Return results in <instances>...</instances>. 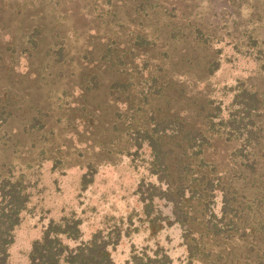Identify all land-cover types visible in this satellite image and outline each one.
<instances>
[{
	"label": "rangeland",
	"instance_id": "1",
	"mask_svg": "<svg viewBox=\"0 0 264 264\" xmlns=\"http://www.w3.org/2000/svg\"><path fill=\"white\" fill-rule=\"evenodd\" d=\"M245 89L264 101V0H0V182L28 197L9 264H29L52 222L77 224L78 238L58 231L70 247L109 240L116 264L163 251L172 264H264V145L227 124ZM167 115L207 136L185 173L190 232L151 198L169 182L132 141Z\"/></svg>",
	"mask_w": 264,
	"mask_h": 264
},
{
	"label": "trees",
	"instance_id": "2",
	"mask_svg": "<svg viewBox=\"0 0 264 264\" xmlns=\"http://www.w3.org/2000/svg\"><path fill=\"white\" fill-rule=\"evenodd\" d=\"M236 98L240 99L239 106L234 114L235 117L231 120L229 118L227 124L244 132L247 143L261 148L264 145V126L257 119L261 114L259 112L263 111L264 101L257 92L247 89L236 95ZM4 114L0 107L1 120L6 119ZM211 126H214L212 121H210ZM132 141L138 150L145 147L144 150L149 152V166L154 173L159 174V181L163 182L162 179H166L169 182V187L166 189L161 188L163 184L151 183L153 187L151 198L154 193H157L167 199L172 207L171 212L174 217L172 222L178 223L184 227V230L190 232L197 217L186 205L189 200L185 199V189L192 183H189L190 180L185 181V173L190 168L189 159L192 157L194 146L201 148L196 151V154L202 152V145L207 141L205 132L202 129L190 127L182 115L155 116L150 125L135 130ZM175 162L177 163L175 164ZM247 167L250 168V166ZM174 173L180 174L174 178ZM246 176L249 181L252 179V173H248ZM261 176L262 174L257 175V177ZM204 177L208 181L200 190L203 196H205L204 191L209 192L210 190L211 192L213 189L210 188L209 177L206 175ZM262 183L259 185L264 186ZM21 185L22 182L19 179L15 181L9 176L4 177L0 182V264H9V250L14 242L13 231L20 223L22 213L26 209L28 197L23 193ZM235 196L236 193L232 194V191H230V198H228V192L225 193L226 206L228 210L231 206L238 212L240 209L234 205L236 203ZM205 210L207 211V209ZM231 220L233 221V218ZM204 227L206 229V226ZM261 228H264V222ZM215 230L219 233L217 227ZM58 231L66 233L71 238L79 236V228L76 223H50L43 237L33 243L29 253V264H116L107 249L109 240L106 241L98 235L89 242L70 247L64 244L58 236ZM188 248L190 254L193 255L198 250V245L189 244ZM172 262L171 256L164 251L156 253L155 257L146 254L132 256L133 264H172Z\"/></svg>",
	"mask_w": 264,
	"mask_h": 264
}]
</instances>
